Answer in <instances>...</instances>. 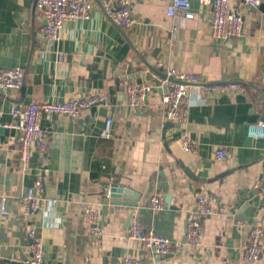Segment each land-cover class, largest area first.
<instances>
[{
    "label": "crops",
    "instance_id": "crops-1",
    "mask_svg": "<svg viewBox=\"0 0 264 264\" xmlns=\"http://www.w3.org/2000/svg\"><path fill=\"white\" fill-rule=\"evenodd\" d=\"M95 1L89 20L67 24L51 43L38 35L45 20L37 0H0V68L25 69L24 89L0 91V264L30 255L32 224L49 264H122L125 258L142 264H264V252L256 262L242 256L249 229L264 227V138L249 135L251 124L264 121V0L258 10L239 8L243 32L229 41L212 36L207 4L193 2L196 17L184 24L167 15L168 0H133L137 23L123 30ZM231 3L238 8L235 0ZM169 68L196 72L208 83L241 82L245 88L207 93L195 86L188 119L167 122L161 92L168 87H162L161 78ZM144 73L153 90L132 108L124 83ZM95 94L107 101L85 109L80 118H43L47 147H33L30 170H25L21 133L8 125L13 105ZM109 117L112 131L104 137ZM185 136L196 142L195 151L184 149ZM218 149L229 156L216 160ZM38 174L44 177L45 199L27 218L22 196ZM113 183L140 194L139 206L114 203L106 189ZM158 193L164 197L161 210L151 203ZM3 195L8 214L1 212ZM201 195L213 206L201 247L185 245L181 254L161 256L129 236L139 219L146 229L183 243ZM87 207L97 210L99 239L82 222Z\"/></svg>",
    "mask_w": 264,
    "mask_h": 264
},
{
    "label": "built area",
    "instance_id": "built-area-1",
    "mask_svg": "<svg viewBox=\"0 0 264 264\" xmlns=\"http://www.w3.org/2000/svg\"><path fill=\"white\" fill-rule=\"evenodd\" d=\"M101 6L110 20L123 30H130L137 23L132 11L133 0H99ZM232 0H168L167 15L172 18H179L185 24L196 17L192 4L199 2L211 6L210 29L215 39L229 41L238 37L243 32L244 20L239 11L241 7L260 9L263 0H235L238 8H234ZM96 5L95 0H37V7L43 12L45 24L39 30V37L47 42L59 40L63 28L70 23L79 20H89ZM63 52L58 53V59H63ZM163 64L159 63L158 68ZM25 79L23 67L0 68V91L9 93L22 87ZM162 87L167 86L161 92V102L167 122L177 124L184 123L190 114L193 106V87L201 86L207 93L233 92L244 90L241 82L223 80L220 82H204L201 75L196 72L169 68L165 76L161 78ZM153 87L148 83L126 81L124 91L128 104L132 108L140 106L145 98L152 92ZM107 101L105 95L73 96L70 99L60 102L37 101L26 107L14 104L11 110L13 121L9 126L19 130L21 160L25 170H30L32 149L34 146L40 150L47 147V135L42 127L45 116L55 117L66 115L70 118H80L85 109L93 105L103 104ZM113 118L106 120L102 136L108 137L112 131ZM4 126L0 116V128ZM249 135L254 138H264V121L251 124ZM2 138L0 135V144ZM185 150L195 151L196 142L189 136L182 140ZM229 156L226 149H218L215 152V159L222 160ZM46 187L42 174H38L32 186L28 188L26 195L22 196L23 214L27 218H33L42 208L45 199ZM107 196L110 197L109 191ZM260 196L264 199V177L260 181ZM57 200H52L55 205ZM8 198L1 196V212L8 214ZM152 207L161 210L164 204V197L156 194L152 200ZM213 206L205 195L198 198L196 208L190 218L185 233L184 242H174L170 238L157 234L153 230L145 228L139 219H135L130 227L129 236L142 241L148 248L161 256L178 255L184 250L185 245L199 248L205 232V222L212 214ZM85 226L92 228V233L97 239L103 236V231L94 228L98 219L97 210L87 207L81 214ZM30 240V255L20 262L11 264H49L45 257L44 242L35 225H30L27 230ZM264 227L252 226L248 231L247 244L242 254L243 259L256 262L260 260L264 252ZM122 264H142L138 258H125Z\"/></svg>",
    "mask_w": 264,
    "mask_h": 264
},
{
    "label": "water",
    "instance_id": "water-1",
    "mask_svg": "<svg viewBox=\"0 0 264 264\" xmlns=\"http://www.w3.org/2000/svg\"><path fill=\"white\" fill-rule=\"evenodd\" d=\"M97 1L100 3L99 0H97ZM164 76L165 75H163V77ZM147 81H148V76L146 75V73L142 74L141 78H138V80H137L138 83H146ZM23 89H24V84H23ZM263 101H264V95H263ZM72 120H74V119L72 118ZM78 122L79 123H83V120L82 119H78ZM187 173L193 179H198L188 169H187ZM106 189H108L109 194H110V198H112L114 203H116V204H124V205L132 206V207L139 206V200L141 198V195L140 194L131 193V190L129 188H126V187H124L122 185L113 183V184L106 185ZM122 199H124V201H122Z\"/></svg>",
    "mask_w": 264,
    "mask_h": 264
}]
</instances>
